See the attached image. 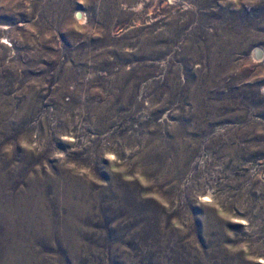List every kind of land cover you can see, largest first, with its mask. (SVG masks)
<instances>
[{
    "label": "rangeland",
    "instance_id": "1",
    "mask_svg": "<svg viewBox=\"0 0 264 264\" xmlns=\"http://www.w3.org/2000/svg\"><path fill=\"white\" fill-rule=\"evenodd\" d=\"M260 50L264 0H0V264H264Z\"/></svg>",
    "mask_w": 264,
    "mask_h": 264
},
{
    "label": "bare ground",
    "instance_id": "2",
    "mask_svg": "<svg viewBox=\"0 0 264 264\" xmlns=\"http://www.w3.org/2000/svg\"><path fill=\"white\" fill-rule=\"evenodd\" d=\"M79 16H80V15H79ZM81 16H82V15H81ZM81 16H80V17H81ZM81 18H83V17H81ZM263 54H264V53L261 52V50H260V51H258V56H257V57H258V58H261V57H263Z\"/></svg>",
    "mask_w": 264,
    "mask_h": 264
}]
</instances>
